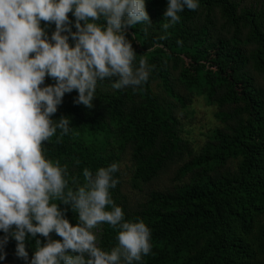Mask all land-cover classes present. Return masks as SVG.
<instances>
[{"label": "trees", "instance_id": "obj_1", "mask_svg": "<svg viewBox=\"0 0 264 264\" xmlns=\"http://www.w3.org/2000/svg\"><path fill=\"white\" fill-rule=\"evenodd\" d=\"M166 6L146 0L152 23L127 31L134 63L144 58L152 69L148 81L121 90L98 82L90 109L74 103L75 90L65 94L52 118L70 117L71 131L60 137L58 130L44 155L67 168L72 189L86 183L85 168L95 174L119 165L111 197L126 220H143L151 230L143 264H264V6L199 0L165 32ZM54 30L47 27L49 35ZM196 97L216 107L221 123L203 145L189 137ZM175 164L169 188L149 189ZM67 218L77 222L70 208ZM98 227L97 246L115 247L117 230ZM15 245L10 240L6 253L14 255ZM36 247L26 240L29 258Z\"/></svg>", "mask_w": 264, "mask_h": 264}, {"label": "clouds", "instance_id": "obj_2", "mask_svg": "<svg viewBox=\"0 0 264 264\" xmlns=\"http://www.w3.org/2000/svg\"><path fill=\"white\" fill-rule=\"evenodd\" d=\"M198 8L199 0H167L163 29L179 23L185 9ZM140 23H152L146 0H0V261L12 239L24 264H143L152 252L150 228L126 220L111 197L117 163L95 174L85 168L86 183L72 189L67 168L47 159L42 147L58 130L60 137L71 131L70 117L52 118L65 94L75 90L74 103L90 109L98 82L121 90L148 81L152 69L144 58L134 63L127 38ZM105 223L117 230L108 251L93 232ZM32 239L37 247L29 258Z\"/></svg>", "mask_w": 264, "mask_h": 264}, {"label": "rangeland", "instance_id": "obj_3", "mask_svg": "<svg viewBox=\"0 0 264 264\" xmlns=\"http://www.w3.org/2000/svg\"><path fill=\"white\" fill-rule=\"evenodd\" d=\"M238 1L242 4V7L264 6V0H238ZM192 110H193L192 113L193 115H191L192 116L191 119L188 120L189 124L191 125L190 127H188V130L190 132L189 137L191 140L198 142L199 145H203L207 140L206 135L209 133V131L221 124L215 117V113L217 112V109L216 107L208 106L202 97H196L194 105L192 106ZM129 166L130 164L127 161H125L123 168H125L126 172L128 171ZM177 169H178V165L177 164L173 165L168 171V173L164 174L161 178H159L151 186H149V189L153 190V189L169 188L171 186V180L174 177ZM126 191L129 192L130 195L135 199H139V198L143 199V196H140L139 191L133 190L130 186H127ZM93 232L97 237L99 233V227L97 226L95 229H93ZM0 264H23V263L20 261V259H17L15 255H12L11 253H7L5 260L0 261Z\"/></svg>", "mask_w": 264, "mask_h": 264}]
</instances>
